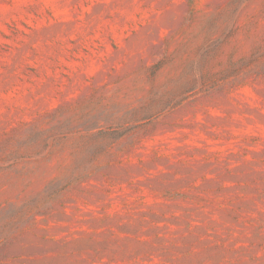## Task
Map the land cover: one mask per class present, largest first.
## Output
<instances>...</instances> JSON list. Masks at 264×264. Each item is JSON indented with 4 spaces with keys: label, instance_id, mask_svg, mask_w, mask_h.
<instances>
[{
    "label": "rangeland",
    "instance_id": "rangeland-1",
    "mask_svg": "<svg viewBox=\"0 0 264 264\" xmlns=\"http://www.w3.org/2000/svg\"><path fill=\"white\" fill-rule=\"evenodd\" d=\"M0 264H264V0H0Z\"/></svg>",
    "mask_w": 264,
    "mask_h": 264
}]
</instances>
